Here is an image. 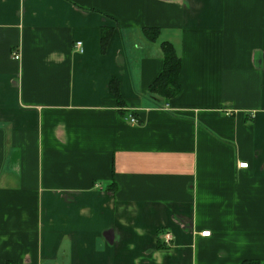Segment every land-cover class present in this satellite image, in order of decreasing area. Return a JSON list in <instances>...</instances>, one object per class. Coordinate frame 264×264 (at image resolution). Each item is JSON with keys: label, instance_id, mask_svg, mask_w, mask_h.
Listing matches in <instances>:
<instances>
[{"label": "crops", "instance_id": "1", "mask_svg": "<svg viewBox=\"0 0 264 264\" xmlns=\"http://www.w3.org/2000/svg\"><path fill=\"white\" fill-rule=\"evenodd\" d=\"M0 264H264V0H0Z\"/></svg>", "mask_w": 264, "mask_h": 264}, {"label": "trees", "instance_id": "2", "mask_svg": "<svg viewBox=\"0 0 264 264\" xmlns=\"http://www.w3.org/2000/svg\"><path fill=\"white\" fill-rule=\"evenodd\" d=\"M158 31V29H148V38L157 39L159 35ZM162 49L165 54L164 68L151 84V90L161 94L165 98H170L180 92L181 58L177 54L173 44L169 41L162 42Z\"/></svg>", "mask_w": 264, "mask_h": 264}, {"label": "built area", "instance_id": "3", "mask_svg": "<svg viewBox=\"0 0 264 264\" xmlns=\"http://www.w3.org/2000/svg\"><path fill=\"white\" fill-rule=\"evenodd\" d=\"M75 47L77 48L78 51L83 52V42H82V41H76V43H75ZM13 57H14L15 59H20V58H21V55H20V53H18V52H14V53H13ZM130 120H131L132 123H137V122H138V120H137L136 117H134V116H132V117L130 118ZM239 167H241V168H246V167H248V163H247V162H242V163L239 164ZM210 234H211L210 231H204V232H201V235H202V236H209Z\"/></svg>", "mask_w": 264, "mask_h": 264}]
</instances>
